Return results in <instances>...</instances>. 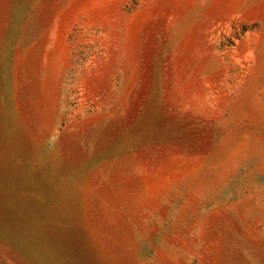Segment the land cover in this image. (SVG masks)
I'll return each instance as SVG.
<instances>
[{
    "label": "rangeland",
    "instance_id": "rangeland-1",
    "mask_svg": "<svg viewBox=\"0 0 264 264\" xmlns=\"http://www.w3.org/2000/svg\"><path fill=\"white\" fill-rule=\"evenodd\" d=\"M0 264H264V0H0Z\"/></svg>",
    "mask_w": 264,
    "mask_h": 264
}]
</instances>
